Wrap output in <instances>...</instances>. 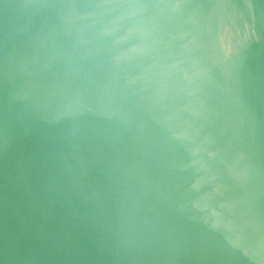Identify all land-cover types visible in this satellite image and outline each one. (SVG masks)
I'll return each instance as SVG.
<instances>
[{"label": "water", "instance_id": "water-1", "mask_svg": "<svg viewBox=\"0 0 264 264\" xmlns=\"http://www.w3.org/2000/svg\"><path fill=\"white\" fill-rule=\"evenodd\" d=\"M0 264H264V0H0Z\"/></svg>", "mask_w": 264, "mask_h": 264}]
</instances>
